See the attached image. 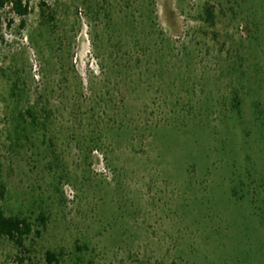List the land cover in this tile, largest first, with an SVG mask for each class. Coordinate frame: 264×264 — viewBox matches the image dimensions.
<instances>
[{
	"label": "rangeland",
	"instance_id": "374dc122",
	"mask_svg": "<svg viewBox=\"0 0 264 264\" xmlns=\"http://www.w3.org/2000/svg\"><path fill=\"white\" fill-rule=\"evenodd\" d=\"M25 1L24 27L0 10V207L34 231L0 264H264V0Z\"/></svg>",
	"mask_w": 264,
	"mask_h": 264
},
{
	"label": "trees",
	"instance_id": "16d2710c",
	"mask_svg": "<svg viewBox=\"0 0 264 264\" xmlns=\"http://www.w3.org/2000/svg\"><path fill=\"white\" fill-rule=\"evenodd\" d=\"M10 14L19 17L22 20V27L25 25L24 19L31 13L30 5L25 0H0V10H7ZM207 18L213 23L214 16L211 10L207 9ZM44 19H52V15L45 10L42 12ZM241 102L238 96H234L231 104L233 110L241 111ZM32 123L37 125L36 118L32 117ZM18 128L26 122L24 114H19ZM0 196H4L5 185L0 184ZM34 231V224L28 217L22 216H8L5 211L0 207V241L7 240L14 244L20 250H26L25 242L32 235ZM47 258L49 264L58 262V255L56 253L48 252ZM16 264H25V258L18 256Z\"/></svg>",
	"mask_w": 264,
	"mask_h": 264
}]
</instances>
